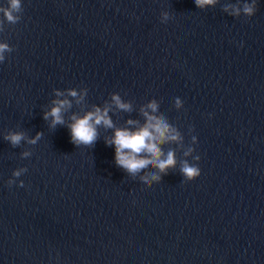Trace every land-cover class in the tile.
<instances>
[{
    "label": "water",
    "instance_id": "1",
    "mask_svg": "<svg viewBox=\"0 0 264 264\" xmlns=\"http://www.w3.org/2000/svg\"><path fill=\"white\" fill-rule=\"evenodd\" d=\"M21 2V21L0 33L15 49L0 63V264H264V0L251 19L222 11L236 0ZM82 88L66 122L110 106L117 128L142 124L157 100L184 136L185 147L164 146L176 169L148 188L116 166L113 129L100 127L92 148L50 129L54 90ZM116 93L131 112L112 105ZM8 131L43 136L14 148ZM189 146L201 175L183 182Z\"/></svg>",
    "mask_w": 264,
    "mask_h": 264
},
{
    "label": "clouds",
    "instance_id": "2",
    "mask_svg": "<svg viewBox=\"0 0 264 264\" xmlns=\"http://www.w3.org/2000/svg\"><path fill=\"white\" fill-rule=\"evenodd\" d=\"M221 0H194L196 7L200 10H206L220 4ZM258 0H236V3H225L222 11L235 18L241 16L251 19L257 11ZM23 6L21 0H7V6H0V33L6 29V25H16L22 19ZM161 23H167L171 19L167 11L161 13ZM15 49L7 42H0V63L6 59V54H11ZM56 99L51 101L52 106L44 111L43 119L48 123L50 129H56L57 126H64L70 132L71 143L79 147H94L99 139L100 127L113 129L111 138H105L107 146L115 148V164L121 168L130 177L136 179L139 176L140 181L148 188L153 184L160 183L163 176L169 174V171L175 170L177 166L175 150L169 148L165 153L164 146L175 143L182 148L184 146V136L180 130L172 125L168 118L161 113L160 105L157 100L152 99L140 108V115L144 122L141 124L138 120L129 119L126 121L128 127L117 128L110 117L112 110L110 106L104 108L93 106L91 111H87L83 116L72 114L65 121V113L72 108V103L68 97L76 98L77 103L82 101L88 95V89L82 88L68 89L65 91L54 90ZM112 105L123 112H131L132 104L124 102L121 96L116 93L111 95ZM174 107L177 111L183 109L184 105L180 98L174 101ZM43 132H38L34 138L29 139L24 131H8L3 140L9 142L12 147H19L22 142L28 145H36L42 138ZM192 145L197 143L196 137H192ZM195 149L191 146L185 148L184 156L191 157L194 161L189 163L188 159L181 162L179 171L183 176V182L195 181L201 175L198 167L199 155H193ZM32 155L30 151H23L21 158H29ZM27 172L26 168H19L12 173L13 179H9L7 184L11 187L16 178L21 177ZM24 187L23 181L19 183Z\"/></svg>",
    "mask_w": 264,
    "mask_h": 264
}]
</instances>
